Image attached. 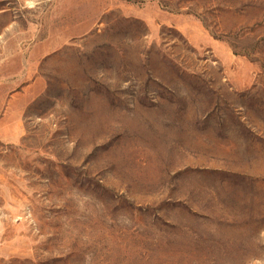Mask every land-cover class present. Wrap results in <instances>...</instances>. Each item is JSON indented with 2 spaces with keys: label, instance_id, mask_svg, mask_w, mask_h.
<instances>
[{
  "label": "rangeland",
  "instance_id": "1",
  "mask_svg": "<svg viewBox=\"0 0 264 264\" xmlns=\"http://www.w3.org/2000/svg\"><path fill=\"white\" fill-rule=\"evenodd\" d=\"M0 264H264V0H0Z\"/></svg>",
  "mask_w": 264,
  "mask_h": 264
}]
</instances>
